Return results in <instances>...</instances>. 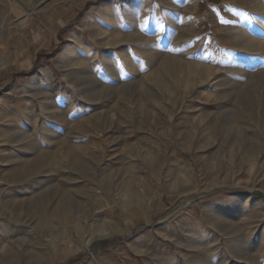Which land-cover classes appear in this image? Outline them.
I'll list each match as a JSON object with an SVG mask.
<instances>
[{
    "label": "rangeland",
    "instance_id": "374dc122",
    "mask_svg": "<svg viewBox=\"0 0 264 264\" xmlns=\"http://www.w3.org/2000/svg\"><path fill=\"white\" fill-rule=\"evenodd\" d=\"M0 26V264H264V0H0Z\"/></svg>",
    "mask_w": 264,
    "mask_h": 264
},
{
    "label": "crops",
    "instance_id": "0c3cea01",
    "mask_svg": "<svg viewBox=\"0 0 264 264\" xmlns=\"http://www.w3.org/2000/svg\"><path fill=\"white\" fill-rule=\"evenodd\" d=\"M61 10V11H60ZM60 10H57V13L55 14V13H53V16H48L49 18H48V20L45 22L46 24V26L48 27V22L49 21H51L52 20V22L54 21V20H56V18H60V19H62L63 20V18L65 17V15H63V14H65L66 12H65V10L64 9H60ZM65 24V23H64ZM37 40H39V39H37ZM36 43H35V40L32 42V45H35ZM17 53H18V57H17V66H18V64H19V66H23V67H21V69H25V70H28V69H30V68H32L33 67V65H34V62L36 61V59H37V53H35V55H30V53L29 52H27L26 51V49H25V46L23 45V47H19L18 48V51H17ZM24 56H26L25 57V59H24V61L23 60H21V58L22 57H24ZM29 57H31V58H29ZM18 59H19V61H18ZM0 64H2L1 66H6V62L5 63H0ZM8 66V65H7Z\"/></svg>",
    "mask_w": 264,
    "mask_h": 264
},
{
    "label": "bare ground",
    "instance_id": "6f19581e",
    "mask_svg": "<svg viewBox=\"0 0 264 264\" xmlns=\"http://www.w3.org/2000/svg\"><path fill=\"white\" fill-rule=\"evenodd\" d=\"M2 29V26H0V30ZM248 33V32H247ZM167 81V80H166ZM39 158V157H38ZM43 162V161H42ZM51 166V165H50ZM137 167V166H136ZM53 168V167H52ZM128 169V168H127ZM55 170V169H54ZM53 178V177H52ZM138 195H135L134 197H137ZM134 197H133V199H134ZM126 215H127V213H126Z\"/></svg>",
    "mask_w": 264,
    "mask_h": 264
},
{
    "label": "trees",
    "instance_id": "16d2710c",
    "mask_svg": "<svg viewBox=\"0 0 264 264\" xmlns=\"http://www.w3.org/2000/svg\"><path fill=\"white\" fill-rule=\"evenodd\" d=\"M38 67V62L35 64V67H34V69H36Z\"/></svg>",
    "mask_w": 264,
    "mask_h": 264
},
{
    "label": "built area",
    "instance_id": "2783aa9c",
    "mask_svg": "<svg viewBox=\"0 0 264 264\" xmlns=\"http://www.w3.org/2000/svg\"><path fill=\"white\" fill-rule=\"evenodd\" d=\"M0 75H1V73H0Z\"/></svg>",
    "mask_w": 264,
    "mask_h": 264
}]
</instances>
